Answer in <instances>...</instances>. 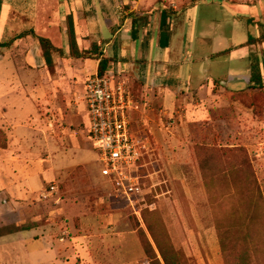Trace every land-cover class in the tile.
I'll list each match as a JSON object with an SVG mask.
<instances>
[{"label": "rangeland", "instance_id": "374dc122", "mask_svg": "<svg viewBox=\"0 0 264 264\" xmlns=\"http://www.w3.org/2000/svg\"><path fill=\"white\" fill-rule=\"evenodd\" d=\"M226 1L236 8L221 0H0V43L24 42L28 32L38 41L48 40L52 55L60 49L58 20L76 5L81 11L95 7L97 12L100 6L118 12L128 11L129 6L143 9L139 17L144 20L136 22L140 27L156 6L159 11L154 17L165 19L163 32L170 38V54L177 57L220 53L231 48L222 41L232 46L264 37V0ZM43 10L49 16L42 14ZM241 15L249 17L246 24L255 28V35L238 19ZM47 16V22H52L50 29H45ZM204 18L211 21L201 25ZM130 27L129 21L126 31ZM140 31L135 34L140 36ZM16 32L18 35L10 38ZM195 34H202L204 42H197ZM249 47L234 52L230 63L206 62L213 72L209 85L217 80L227 91L215 97L213 109L204 118L175 119L176 123L169 125L167 118L161 115L159 119L156 112L151 123L146 119L141 123L139 111L135 113L134 120L149 140L148 155L138 167L144 198L135 207L140 210V220L101 177L97 154L86 133L83 84L89 76L85 74L94 71L96 60L87 52L97 48L81 52L84 58L78 60L86 68L82 73L77 69L79 61L60 57L64 66L67 62L73 68L66 70L64 78L59 77L61 82L55 87L47 85L48 93L39 97V101L47 99L41 105L56 109L43 110L48 137L42 136L39 146L44 141L80 148L85 154L77 152L75 156L85 158L60 161L52 168L54 158L50 155L39 159L23 156L16 161L0 150V193L8 194L0 197V229L9 227L16 231L13 234L20 233L0 240V264H47L33 254L46 241L72 248L77 264H264V82L261 89H253L245 78L228 79L235 74L228 72L230 66L240 74L246 72L242 68L247 59L238 60L242 54H249L252 72L264 79V43ZM0 50L8 55V49ZM27 55L29 59H22L31 68L28 80L34 81V75L40 73L38 57L31 52ZM122 56L125 58V52ZM48 66L54 82L55 70ZM70 76L75 79L67 81ZM24 80L12 75L1 79L0 88L10 90ZM60 115L68 119L64 123L69 129L68 141L62 138ZM10 186L20 191L19 197L9 195ZM35 227L44 229L45 234L31 235L30 229Z\"/></svg>", "mask_w": 264, "mask_h": 264}, {"label": "crops", "instance_id": "0c3cea01", "mask_svg": "<svg viewBox=\"0 0 264 264\" xmlns=\"http://www.w3.org/2000/svg\"><path fill=\"white\" fill-rule=\"evenodd\" d=\"M197 3L199 2L194 4ZM76 7L77 5L72 8V11L66 10L61 16V20H58L60 22L59 26L61 31V37L59 39L60 49H55V52L51 55L50 63L53 67L52 69L55 70V76L57 77L56 81L53 82L52 79L50 80L49 64L46 63L41 45L35 36L27 34L24 42L21 39L15 41L9 47L0 46V49H8V55L0 52V81L1 79H9L12 75L20 76L25 79L19 86H14L10 90L4 87L0 88V133H3L5 138V148H0V150L5 154H9L12 158H15L16 161L23 156L31 159V155H35V159H39L42 155H44V157L50 155L54 158L51 162V167L53 168L55 164L60 161L68 163L75 159L85 158L75 156L77 152H85L80 148L75 149L72 147L69 149L61 145L57 147V144L52 146L49 143H44V141L43 144L39 146L40 141L43 140L42 136H45L44 138L48 137V132L43 128L44 126L42 123L43 110L56 112L54 107L48 108L47 106L44 107V105H41V102H46L47 99L39 101V97L45 92L48 93V89L46 88L47 85L49 88H52V86L55 87L57 82L58 84L61 82L59 77L64 78L67 74L66 70L73 68L72 65L68 66L67 62L64 66L63 59L66 61H79V68L77 67V69H79L78 72L82 73L84 69L86 70L85 64L73 58L70 54L67 27L65 26L67 17H71L76 48L79 53L91 50L90 47H94L97 48L99 53L104 57L113 58L115 60V62L110 64L107 72L108 74H112L115 78L124 80L131 87L133 93L140 102L139 120L141 123H144L145 119L151 123V115L155 116L156 112L159 115V119H161L162 116L167 118L169 125L176 123L175 119H180L181 122L191 119H202L213 109L215 97H217L221 91H227L225 85L220 84L217 80H213L212 87L209 85L210 77H212L213 72H211L210 69L211 65H206V62L216 61L210 58L213 54H205L196 57L186 53L178 57L170 54L172 48L170 38L167 37V33L163 32L166 24L164 21H161L160 16L157 18L154 17L153 14L159 11L156 6H152L151 13L147 15V19L143 22L145 23L144 27H140L139 24L134 26L131 24L129 32L126 31L128 22H131L132 18H138L142 14L143 9L141 11L136 7L129 6L128 11L123 10L118 12L117 9L108 10L100 6V10L97 12L95 11V7L94 9L91 8L90 10L83 11ZM173 10L176 12L175 6ZM238 10L243 12L242 9ZM46 13L47 15L50 14L43 10L42 14L45 15ZM97 14L99 18L96 17ZM129 14H133L132 18L126 16ZM48 16L44 21L47 22V20H50ZM247 18L249 19V17L244 15L238 16V19L243 21L252 34L255 35V28L250 24H246ZM39 20L42 22L43 18L39 17L38 21ZM209 21H211V19L204 18L200 24L206 25ZM47 23L49 24L45 29H50L51 27H49V25H52V22ZM196 26L197 24L195 23V27ZM139 29L142 30L140 31V36L135 34ZM32 30L33 29L25 31ZM17 33L18 32L15 34L11 33L10 38L17 36ZM196 39L198 40L197 42H199V40L204 42L205 37L202 36V34H198V36L195 34V40ZM247 40L239 45L232 44V46H228L225 41L221 43L227 45L228 48L231 47L235 49L245 44ZM217 43L219 44V42L216 41V44ZM247 48L250 50L251 47H243L240 49ZM237 50L238 49L231 51L228 58L223 61L225 63L232 62V60H234L233 53ZM27 52L36 54L38 57L37 63H39V66L37 67L40 73L38 72V74L34 75V81L28 80L31 77L29 75L31 68L27 66L22 59L23 57L29 59ZM124 52L126 55L125 58L122 56ZM189 53H191V51ZM60 57H63V59L61 60ZM18 58H20V60H18ZM244 59H247V61L245 62V68L242 69L246 72L240 74L238 68L230 66L228 72L235 71V74H232L228 79L245 78L249 83L251 74L255 72H252L249 54H242L238 60L241 61ZM17 61L19 64H17ZM94 61V71L88 74L86 73L85 75L91 76L97 72L98 61ZM61 66L62 69H60ZM89 76H87V78ZM72 77L73 76L67 78V81L75 79ZM216 83H219V85L217 86ZM41 89V95L38 94V96L32 97V94L37 95V91ZM83 96L84 84L82 95V103L84 105ZM84 112L86 133L88 134V120L85 105ZM67 120V118L63 119V116L60 115L59 122L62 127V138L65 139V141H68L67 137L69 136V129L64 126ZM89 142L91 143L90 139ZM90 146H92L93 149L92 143ZM8 189L12 190L9 195L13 199L19 197L20 191L18 193V189H12L11 186ZM6 195L8 197V194L4 191L0 193V197ZM43 231L44 229L38 230V227H35L30 229L29 233H32L31 235H39L40 233L45 234L46 231ZM19 234L20 233L4 236L1 237L0 240L5 237H14ZM45 236L47 237V235ZM33 254L37 255L38 261L42 263L56 264L58 262L59 264H77V256L72 248H66L62 244L59 245V247H55L50 241H46V245H43Z\"/></svg>", "mask_w": 264, "mask_h": 264}, {"label": "built area", "instance_id": "2783aa9c", "mask_svg": "<svg viewBox=\"0 0 264 264\" xmlns=\"http://www.w3.org/2000/svg\"><path fill=\"white\" fill-rule=\"evenodd\" d=\"M83 101L88 137L97 154L100 175L140 220V210L135 207L144 198L138 167L143 153L149 150V140L141 135L133 118L140 102L124 80L97 72L85 81ZM54 189L50 187L51 191Z\"/></svg>", "mask_w": 264, "mask_h": 264}, {"label": "trees", "instance_id": "16d2710c", "mask_svg": "<svg viewBox=\"0 0 264 264\" xmlns=\"http://www.w3.org/2000/svg\"><path fill=\"white\" fill-rule=\"evenodd\" d=\"M221 2H223V5H225V6L236 8V6L234 4L228 3L226 0H221ZM131 18H132V15H131ZM143 20H144L143 17H138L136 19L132 18L131 24L134 26V25H136L137 21H143ZM161 21L165 22V19L163 18ZM67 33H68V41H69V47H70L71 56L73 58H75V59L84 58L83 54L79 53L77 51V48H76V43H75V38H74V31H73V26H72V22H71V17H67ZM24 34L26 35V34H28V32L24 33ZM23 35L21 34L20 36H23ZM14 40L15 39H13L11 41H14ZM199 42H201V40H199ZM12 43L11 42L0 43V46L7 47V46L11 45ZM39 43H40L41 48L43 50V57H44L46 63L50 64L51 63V53H50L51 52L50 51L51 48H50L49 41L40 38L39 39ZM258 43H260V44L264 43V37L260 36V37H257V38H249L245 44H243V45H241V46H239V47H237L235 49L229 48V49H227V50H225L223 52L213 54V55H211L210 58H211V60L222 61V60H225L226 58H228V56L230 55L231 51L236 50V49H240V48H243V47H249V46H252V45H255V44H258ZM94 52H95V54H94ZM94 52L93 53L87 52V53L89 55L94 56L95 59L98 61L97 73L100 76H104V75L108 74L107 70H108L110 64L115 62V60L113 58L104 57L101 53L97 52V49ZM263 82H264V79L259 73H255V74L252 73L251 76H250V79H249V86H250V88H253V89H256V88L257 89H261L262 86H263ZM133 118H136V116L133 117ZM140 133H141L142 136H145L144 130H140ZM0 148H5V138H4L3 133H0ZM148 151L143 153L139 163L144 160V157L146 155H148ZM15 232L16 231L12 230V228L4 227V228L0 229V237L6 236V235H11V234H13Z\"/></svg>", "mask_w": 264, "mask_h": 264}]
</instances>
